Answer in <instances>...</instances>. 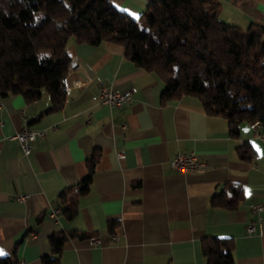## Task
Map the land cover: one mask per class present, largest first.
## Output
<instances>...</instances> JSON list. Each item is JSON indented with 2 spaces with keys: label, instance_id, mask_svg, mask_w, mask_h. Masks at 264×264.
<instances>
[{
  "label": "crops",
  "instance_id": "crops-1",
  "mask_svg": "<svg viewBox=\"0 0 264 264\" xmlns=\"http://www.w3.org/2000/svg\"><path fill=\"white\" fill-rule=\"evenodd\" d=\"M109 1L138 19L155 0ZM218 1L221 21L264 26V0ZM66 51L72 64L61 109L44 112L50 107L45 92L31 102L0 95V256L42 264L49 236L65 231L75 237L64 242L60 264H207L202 241L215 237L232 240L233 264H264V212L258 217L250 209L264 199V139L255 133L263 135L262 127L242 122L232 136L226 119L207 114L197 99L162 101L163 82L128 60L118 44L71 37ZM104 86L136 92L116 109L100 102ZM26 126L46 130L28 155L13 138ZM243 145L244 159L237 152ZM190 151L206 163L204 170L170 166L175 155ZM95 152L89 189L68 219L59 196L70 194ZM220 194L237 199L234 206L212 205ZM56 207L57 223L48 216ZM250 222L255 230L247 233Z\"/></svg>",
  "mask_w": 264,
  "mask_h": 264
},
{
  "label": "trees",
  "instance_id": "trees-1",
  "mask_svg": "<svg viewBox=\"0 0 264 264\" xmlns=\"http://www.w3.org/2000/svg\"><path fill=\"white\" fill-rule=\"evenodd\" d=\"M219 5L218 0H155L135 19L109 0H0V95L20 94L31 102L45 92L50 107L44 112L59 110L72 64L68 40L112 42L136 66L158 76L162 101L193 97L207 114L225 118L232 136L242 122H258L264 131V26L227 24L218 17ZM237 152L247 157L245 145ZM98 159L99 152L93 153L79 183L68 196L60 194L66 218L75 215ZM231 190L236 198L238 187ZM236 200L220 194L211 203L233 207ZM72 237L65 231L50 235L42 264H60L62 246ZM232 249L227 237L202 241L207 264H233ZM16 263L15 256H0V264Z\"/></svg>",
  "mask_w": 264,
  "mask_h": 264
},
{
  "label": "built area",
  "instance_id": "built-area-1",
  "mask_svg": "<svg viewBox=\"0 0 264 264\" xmlns=\"http://www.w3.org/2000/svg\"><path fill=\"white\" fill-rule=\"evenodd\" d=\"M136 92L135 87H131L127 90H119L114 87H101L99 90V99L100 102L103 104H107L112 108L119 109L124 106V104L128 103L133 94ZM254 129L261 127L258 122L252 123ZM54 128V126H52ZM255 133L264 139V134L260 135L259 133ZM46 134V130H36L29 127H23L20 131L13 135V138L16 139L20 145V148L24 155H28L31 152L32 142L37 137H43ZM118 157L123 156V151L118 152ZM170 166L181 172H189V171H201L206 168V163L199 157L197 153L194 151H190L187 153H179L175 155L170 160ZM27 196L26 195H18L16 196L19 200H24ZM250 209L252 212L256 213V215H260V213L264 212V199L260 202L253 203L250 205ZM61 213V208L56 207L53 208L49 213L48 216L52 219L55 223L58 222V216ZM255 230L254 222H250L246 225L247 233H252ZM112 239H116V236H112ZM19 264H25L23 261H20Z\"/></svg>",
  "mask_w": 264,
  "mask_h": 264
},
{
  "label": "snow or ice",
  "instance_id": "snow-or-ice-1",
  "mask_svg": "<svg viewBox=\"0 0 264 264\" xmlns=\"http://www.w3.org/2000/svg\"><path fill=\"white\" fill-rule=\"evenodd\" d=\"M0 255H4V253L2 251H0Z\"/></svg>",
  "mask_w": 264,
  "mask_h": 264
}]
</instances>
